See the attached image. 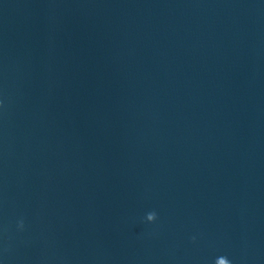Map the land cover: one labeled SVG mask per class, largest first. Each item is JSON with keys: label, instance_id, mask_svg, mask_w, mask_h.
<instances>
[{"label": "water", "instance_id": "1", "mask_svg": "<svg viewBox=\"0 0 264 264\" xmlns=\"http://www.w3.org/2000/svg\"><path fill=\"white\" fill-rule=\"evenodd\" d=\"M228 260L264 264V0H0V264Z\"/></svg>", "mask_w": 264, "mask_h": 264}, {"label": "clouds", "instance_id": "2", "mask_svg": "<svg viewBox=\"0 0 264 264\" xmlns=\"http://www.w3.org/2000/svg\"><path fill=\"white\" fill-rule=\"evenodd\" d=\"M154 218V217H153ZM228 264H230V261L228 260Z\"/></svg>", "mask_w": 264, "mask_h": 264}]
</instances>
